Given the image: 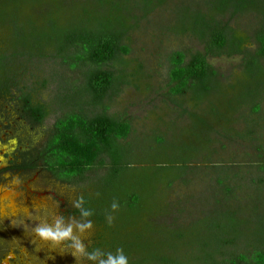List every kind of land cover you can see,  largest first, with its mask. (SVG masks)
<instances>
[{
    "label": "rangeland",
    "instance_id": "rangeland-1",
    "mask_svg": "<svg viewBox=\"0 0 264 264\" xmlns=\"http://www.w3.org/2000/svg\"><path fill=\"white\" fill-rule=\"evenodd\" d=\"M17 2L23 8L16 4L13 8L7 0H0V6H5L0 8V48H12L9 53L17 55L0 66V85L16 82L11 95L0 99V264H110L111 259L119 258V253L111 252L105 242L110 238L103 242L102 228L74 214L86 194L100 198L101 181L67 183L43 167L17 171L12 162L20 151L46 143L56 119L65 112L60 102L68 92L66 88L75 91L72 82L82 79L79 70L71 71L56 57L57 31L77 22L84 7L99 9L102 14L111 5L100 7L95 0H40L27 10L24 0ZM132 3L125 2L129 6ZM174 6L205 10L202 0H169L146 17L138 12L140 21L129 32L130 40L125 41L130 47L125 57L126 83L106 103L110 115L133 123L130 139L139 138L133 143L134 159L154 155L156 150L147 138L164 134L170 135L166 147L175 151L174 157L181 160L191 153L198 157L190 162L184 179L173 186L147 189L148 195L156 193L147 195V213L139 219L131 218L137 222L132 224L136 227L127 228L125 239L160 244L166 254L182 264H210V255L221 246L220 238L233 243L221 249L218 260L238 254L252 256L254 246L246 241L264 237V95L258 113L251 104L242 107L235 115L232 134L214 135L212 146L205 148L207 132L188 115L181 116L168 96L171 55L204 49L192 34L176 31L179 15ZM257 6L260 17L246 14L230 18L228 14L224 20L253 35L263 18L264 0H257ZM250 44L253 49L254 44ZM3 51L0 49V55ZM209 60L223 81L201 104L200 113L216 130L225 131L229 108H236L248 93L260 89L264 78L247 73L240 55ZM22 92L50 109L42 124H33L24 116ZM147 171L139 165L130 169L139 180ZM220 175L229 177L220 183ZM224 187H232L233 192L229 195ZM113 204L108 207L114 209ZM127 215L123 209H114L113 216L123 220ZM37 226L67 235L57 241H44L34 232ZM136 233L144 235L138 238L133 235ZM94 241L99 245L96 253L91 248ZM130 254L128 262L141 264L142 255L137 251Z\"/></svg>",
    "mask_w": 264,
    "mask_h": 264
},
{
    "label": "trees",
    "instance_id": "trees-1",
    "mask_svg": "<svg viewBox=\"0 0 264 264\" xmlns=\"http://www.w3.org/2000/svg\"><path fill=\"white\" fill-rule=\"evenodd\" d=\"M7 1L14 5L13 8L15 4L23 8L17 0ZM39 1L24 0V4L29 10L33 3ZM95 1L100 7L110 3L111 9L103 10L101 14L99 9L84 7L77 16V22L62 31L58 30L55 36L56 57L61 58L71 71L79 70L82 79L72 82L77 87L75 91L66 88L68 92L64 93L60 102L65 112L56 119L46 143L42 147L20 151V156L12 164L17 171L43 167L55 178L67 183L79 184L93 179L101 181L103 191L100 198L95 199L86 194L74 214L102 228L104 234L101 238L103 242L106 237L110 238L105 242L111 252L115 251L120 256V250H123V254L130 259V253L137 251L142 255L141 264H182L177 258L166 254L160 244L152 246L136 239H125V234L127 228L136 227L132 224L137 222L130 221L132 217L139 219L147 213V197L155 194L159 187L169 188L176 181L184 179L190 162L198 155L191 153L190 157L181 160L174 157L175 151H169L166 147L170 135L164 134L147 138L156 150L154 155L134 159L133 143L139 138L130 139L134 132L133 123L127 118L110 115L106 103L126 83L128 63L125 57L130 53V47L125 41L130 40L129 32L140 21L138 12L146 17L167 5L169 0H133L131 6L125 4L128 0ZM202 2L205 10L174 6L179 15L174 27L176 31L192 34L203 44L204 49L194 53L174 52L169 60L167 83L169 100L182 112L181 116L188 115L191 122L207 132L205 148L208 149L214 143V135L232 134L235 115L242 107L251 104L255 113L261 110L264 83L259 86L260 89L248 93L236 108H229L225 131L212 127L202 117L200 106L223 81L222 75L209 60L212 57L240 55L247 73L264 78V14L258 28L253 35H249L235 29L231 21L224 20V17L228 14L230 18L246 14L260 17L257 0ZM4 7L0 6L1 9ZM251 42L255 46L253 49ZM0 49H5L0 55V66L6 60L12 62L17 58L16 54L9 53L12 48ZM15 87L14 81L1 84L0 99L10 96ZM21 96L20 106L24 116L33 124H42L50 114V109L45 104L34 103L28 93L22 92ZM137 165L148 170L141 180L138 174L130 173V169H135ZM103 170L105 173L100 174ZM227 177L222 178L220 175V183ZM147 189L155 191L148 195ZM224 189L229 195L233 192L232 187ZM111 204L116 205L114 209H123L129 217L127 215L122 220L120 216H113L114 209L108 207ZM133 235L141 238L144 233ZM219 242L220 248L210 255V264H264V237L246 241L254 246L252 256L238 254L224 260H218L217 255L233 241L220 238Z\"/></svg>",
    "mask_w": 264,
    "mask_h": 264
},
{
    "label": "clouds",
    "instance_id": "clouds-1",
    "mask_svg": "<svg viewBox=\"0 0 264 264\" xmlns=\"http://www.w3.org/2000/svg\"><path fill=\"white\" fill-rule=\"evenodd\" d=\"M113 207H116V205H113ZM34 232L44 241H57L67 235V233L61 231L53 232L50 228L43 226H37ZM120 252L119 258L111 259L110 264H129L127 257L123 254V250H120Z\"/></svg>",
    "mask_w": 264,
    "mask_h": 264
},
{
    "label": "flooded vegetation",
    "instance_id": "flooded-vegetation-1",
    "mask_svg": "<svg viewBox=\"0 0 264 264\" xmlns=\"http://www.w3.org/2000/svg\"><path fill=\"white\" fill-rule=\"evenodd\" d=\"M98 247H99V245H96V244H95V241H94L93 246H92L91 248L94 249V252H95V253L97 252Z\"/></svg>",
    "mask_w": 264,
    "mask_h": 264
}]
</instances>
